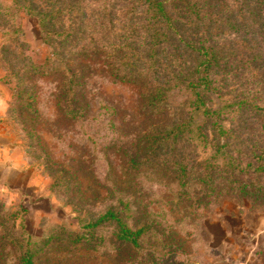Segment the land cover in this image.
Returning <instances> with one entry per match:
<instances>
[{"label": "rangeland", "instance_id": "1", "mask_svg": "<svg viewBox=\"0 0 264 264\" xmlns=\"http://www.w3.org/2000/svg\"><path fill=\"white\" fill-rule=\"evenodd\" d=\"M43 1L33 0L47 9ZM65 1L79 6V0ZM80 2L94 31L111 25L117 31L127 22L129 0ZM225 2L227 6L221 4L224 10L244 11L245 5L238 0ZM37 15L16 0H0V243L5 233L2 219L15 213L18 227L24 226L34 239L53 238L40 264H264V202L236 195L227 183L215 194H207L195 178L187 188L178 187L145 161L138 170L130 166L126 154L136 156L139 152L138 135L147 128L150 115L142 108L138 87L115 80L101 52L73 59L74 67H85L89 119H61L57 95L65 73L33 75L23 68V58L42 63L51 56ZM69 17L66 13L63 23H69ZM89 31L86 35H91ZM98 36L102 43L116 38L112 34L111 38ZM78 43L88 45L86 39ZM14 67L24 69L22 80L14 74ZM248 78L251 86L242 79H230L225 91L248 87L250 93H257L255 102L264 108L262 79ZM20 81L26 91L37 96L36 118L13 111ZM257 116L234 113L227 123L237 131L243 122L255 126ZM162 119L152 117L154 121ZM29 129L40 139L28 136ZM42 149L75 175L71 190L64 186L53 190V178L40 164L44 158L37 156ZM210 151L200 146L195 152L202 158ZM108 208L123 210L132 228L147 227L140 247L119 240L113 223L98 227L79 247L69 244L67 234H61L64 230L85 233L83 222ZM3 253L8 259L0 264H17L12 247L6 245Z\"/></svg>", "mask_w": 264, "mask_h": 264}, {"label": "trees", "instance_id": "2", "mask_svg": "<svg viewBox=\"0 0 264 264\" xmlns=\"http://www.w3.org/2000/svg\"><path fill=\"white\" fill-rule=\"evenodd\" d=\"M129 1L127 22L117 31L112 25L94 31L80 0L78 7L71 1L44 0L47 9L33 0H16L19 6L38 14L51 56L42 63L23 58L26 70L14 67V74L22 80L25 73H65L57 95L61 119L85 121L90 108L83 79L85 67H74L73 59L101 52L115 80L138 87L142 108L150 115L147 128L138 135L140 153H125L133 169L138 170L145 161L178 187L187 188L195 178L207 194H215L227 183L236 195L264 202V108L255 102L257 93H250L248 87L225 91L230 79H242L251 86L247 79L254 76L264 84V0H238L245 5L244 11L224 10L221 4H226L225 0ZM104 11L108 14L109 10ZM66 13L70 16L67 24L63 23ZM89 28L91 35H86ZM98 33L116 38L102 43ZM80 39H86L88 45H77ZM22 85L18 82L13 111L36 118L37 96ZM247 112L258 115L256 125L243 122L233 131L227 123L229 117ZM154 116L163 119L154 121ZM27 132L39 138L31 129ZM200 146L212 151L199 158L195 151ZM41 152L43 155L37 156L44 158L40 164L52 176L53 190L61 186L71 190L75 175L44 149ZM122 211L108 208L83 222L85 233L64 230L61 234H67L69 244L79 247L98 227L113 223L119 240L140 247L147 227L132 228ZM7 219L1 222L5 233L0 263L8 259L3 248L9 245L16 251L17 264H40L52 236L34 239L24 226L18 227L15 213H9Z\"/></svg>", "mask_w": 264, "mask_h": 264}]
</instances>
